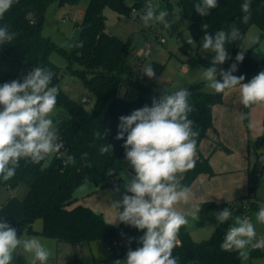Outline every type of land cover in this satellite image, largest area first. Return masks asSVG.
Wrapping results in <instances>:
<instances>
[{
	"label": "trees",
	"instance_id": "obj_1",
	"mask_svg": "<svg viewBox=\"0 0 264 264\" xmlns=\"http://www.w3.org/2000/svg\"><path fill=\"white\" fill-rule=\"evenodd\" d=\"M53 1L72 4L77 0H17L0 18V26L7 25L9 31L17 33L11 43L0 44V85L14 79L22 82L32 68L37 66L49 69L54 73L50 86H57L59 89L56 107L67 114V117L56 125L63 145L59 153L52 154L49 161L46 158L40 163L21 159L13 178L8 181L0 178V185L12 189L19 183L27 186L21 201L23 218L9 225L17 230V235L39 233L55 239L57 245L116 240L120 242V253L117 254L119 257L127 254L129 249L135 250L141 246L139 238L144 232L121 222L119 225H110L103 214L77 203L78 196L75 194L82 184H101L109 174L113 162L126 158L123 145L127 134L123 140L116 139L119 118L144 106L151 107L154 99L185 88L190 93L188 103L194 108V111L189 113V119L194 121V130L199 132L196 138V151H199L201 141L208 136V131L214 128L212 108L222 101L224 93L204 91L203 81L159 92L141 77L135 76L134 61L129 59L128 43L107 30L103 12L108 6L120 14L130 16L132 5L136 3L130 5L126 0H89L78 25V38L72 43L70 51L64 50L50 37L42 34L45 11ZM162 1L169 5V0ZM199 2L200 0H180L196 51L202 47L205 32L212 35L221 30L229 32L235 24L241 33L239 39L225 44L229 59L216 66L217 79L222 81L220 70L227 71L234 63L237 64V70L232 74L237 77L244 76V83L264 71V56L255 59L246 54L242 62L236 61L239 46L251 25H257L260 38L264 37V0H250L251 19L247 24L241 22L244 15L241 5L245 0H218V6L204 17L195 11L194 5ZM203 25H207V28L204 29ZM53 50L65 53L72 72H78L82 76L84 85L94 95L92 107H85L62 90L60 67L50 58ZM196 56L206 66H211V61L200 55ZM74 62H77L78 67H72ZM123 84L136 89L134 98L127 99L121 95ZM248 110L249 108L243 106V114L248 116ZM243 121L247 126L248 118ZM262 126L263 133L250 141L256 147L264 146V116ZM97 132L100 136L96 135ZM104 145H110L111 148L108 153L101 155L99 149ZM216 146L224 147L220 141ZM84 154L87 155L82 158ZM68 157H74L75 163L69 162ZM89 164L90 167L87 166ZM200 173L213 174L208 156L201 153L195 158V167L184 173L179 182L189 187ZM253 176L250 172L249 193L236 202L225 204V208H229L232 213L245 212V205L241 202L245 198L249 209L246 214L251 210L257 214L262 208L253 193ZM217 206L216 202L207 200L200 202L198 208L213 209ZM37 218L42 221L40 231H36L32 226ZM228 227L227 221L223 224L218 222L212 234L202 240L193 239L186 225L181 227L178 243L173 251V255L178 258V264H240L237 251H223L220 247ZM258 253H261L259 249L250 251V255ZM63 264H82V260L74 254Z\"/></svg>",
	"mask_w": 264,
	"mask_h": 264
},
{
	"label": "clouds",
	"instance_id": "obj_2",
	"mask_svg": "<svg viewBox=\"0 0 264 264\" xmlns=\"http://www.w3.org/2000/svg\"><path fill=\"white\" fill-rule=\"evenodd\" d=\"M17 0H0V18L10 10ZM218 6V0H200L194 5L201 17L210 14ZM159 4L148 0L141 16L143 24L169 22L167 10H159ZM244 13L241 22L247 24L251 19V3L245 0L241 5ZM206 29L207 25H203ZM17 33L9 31L7 25L0 26V44L11 43ZM241 36L239 28L233 24L229 32L218 31L215 35L205 32L202 50L214 53L211 66L204 68L201 79L216 94L240 87V102L244 108L264 103V71H260L249 82L244 76H235L237 64L229 70H220L222 81L217 79V65L229 59L225 44L236 41ZM190 45L195 42L189 37ZM244 54L236 56L242 62ZM148 78H154L151 65L142 71ZM54 73L46 68L34 67L23 81L12 80L0 85V178L8 181L14 177L21 159L40 163L52 154L59 153L63 147L58 129L53 123L52 114L57 104L59 89L50 86ZM190 93L181 88L172 94H164L154 99L152 106L134 110L130 115L121 116L116 139L126 140V160L134 170V176L126 179L122 199L112 202L118 209L115 220L144 232L135 250L129 249L126 259L116 260L114 264H178L173 251L178 243L181 227L188 224V217L199 218L200 208L179 212L175 205L189 204L195 198L193 190L182 185L178 173H186L195 167L196 138L194 121L189 113L194 108L188 103ZM241 114L240 119H247ZM249 128L253 127L250 121ZM100 136V133H96ZM110 145L101 146V155L109 152ZM87 154H84L86 157ZM75 163L74 157H68ZM87 166H91L90 164ZM220 224L232 221L220 247L223 251H237L242 260H247L250 251L264 249V238L256 239L254 224L240 216L233 218L229 208L216 214ZM256 221L264 224V208L256 214ZM22 248L24 253L33 256V264H47L50 251L35 236L18 238L17 230L7 222L0 221V264H12L14 253Z\"/></svg>",
	"mask_w": 264,
	"mask_h": 264
},
{
	"label": "rangeland",
	"instance_id": "obj_3",
	"mask_svg": "<svg viewBox=\"0 0 264 264\" xmlns=\"http://www.w3.org/2000/svg\"><path fill=\"white\" fill-rule=\"evenodd\" d=\"M89 0H77L72 4H59L53 1L49 4L45 11V17L42 25V34L48 36L58 46L64 50L70 51L72 43L78 38L79 30L78 25L82 21L83 12L86 9ZM132 5V13L130 16L120 14L111 7L104 8L105 22L107 30L128 43L129 59L133 60V68L135 76L141 77L142 80L151 86H160L169 89H176L186 84L197 83L203 81L201 79L204 68H207L204 63L199 60L200 55L202 58L212 61L214 53L205 52L202 47L197 49L196 45H190L186 41L191 37L194 41L190 31L187 29L188 21L183 15L180 0H169V5L162 0H153V3L159 4V10H167L169 16L166 20L169 25L161 23H150L148 26L143 24L141 16L145 12L148 0H126ZM170 25L175 29V33H171ZM164 38V42L158 41V36ZM147 41L152 43L149 56L139 55L141 49L145 47ZM239 53L244 55L249 54L255 59L264 56V37L260 38V29L257 25H251L239 46ZM50 58L60 67L61 88L73 100L82 103L85 107L90 108L94 104V95L84 85L82 76L78 72H72L69 67V58L65 53L58 50H53ZM146 65H151L155 72L154 78H148L142 71ZM72 67H78L77 62H74ZM218 77V74H217ZM202 89L206 92L212 91L206 86L203 81ZM120 93L127 99H132L136 96V89L133 86L123 84ZM88 99L87 102H82V98ZM248 110V133L250 139H255L257 135L263 133L262 121L259 114L249 115ZM67 117L65 111L59 107H55L52 114L53 123L56 126ZM253 123V127L249 128V122ZM252 139V140H254ZM249 159L250 170H253V182L255 184L253 193L258 200L259 205L264 208V146L256 147L253 142H249ZM52 156V155H51ZM51 156L47 157V161ZM112 169L115 174H108L103 182L99 185L94 183H85L79 186L75 194L79 197L88 191L96 189L95 192H89L87 202L81 203L82 205L93 206L94 211L103 214V216L112 223L118 213V209L112 207V202L122 199L125 193L126 179L134 176V170L130 166L126 158L117 159L113 162ZM260 174L256 176V174ZM116 178L118 184L113 185L112 179ZM16 192L20 193L23 197L27 191V186L24 183L17 185ZM244 203L245 212H234L233 218L240 216L242 219L246 216L254 224L256 230V239L264 238V224L256 221V212H246L249 210L246 205V198L241 200ZM89 207V206H88ZM225 209V208H224ZM219 209H203L199 211V218L192 216L188 217V224L186 225L190 234L195 240H202L208 238L216 225V214L221 212ZM117 221L113 225H119ZM230 226L232 221H227ZM35 224H42L40 218L33 221L32 226ZM106 242L103 240H95L91 242H81L79 244L59 243L56 250L55 240L50 239L48 250L50 256L47 261L53 264H62L76 254L81 260L82 264H114L116 260H125L126 254L117 257L120 253L119 246H114L113 249L107 248ZM261 253L250 255L247 260L240 258V264H264V249H259Z\"/></svg>",
	"mask_w": 264,
	"mask_h": 264
},
{
	"label": "crops",
	"instance_id": "obj_4",
	"mask_svg": "<svg viewBox=\"0 0 264 264\" xmlns=\"http://www.w3.org/2000/svg\"><path fill=\"white\" fill-rule=\"evenodd\" d=\"M254 113L259 114L262 121L264 103L253 105L250 108L249 115ZM241 114H243V105L240 102V87L236 86L226 90L222 96V101L213 106L212 122L214 128L208 131V136L201 141L199 151H196L195 158L200 153L208 156L213 174L200 173L196 176L189 186L195 193V198L187 205L182 202L176 204L174 207L177 211L186 212L189 209L198 208L200 202L207 200H212L218 204L217 207L213 208L214 210L220 208L223 211L227 202H236L249 193V142L254 139V136L250 139L248 128H246L244 121L240 119ZM218 141L224 147H217ZM183 174L178 173L177 179H181ZM93 191H96V189L88 191V193ZM88 193L81 194L80 197L76 194L78 196L77 203L87 202L89 200ZM23 197L16 192V188L12 189L0 185V221L14 224L23 218L21 204ZM86 204L93 208L90 203ZM217 223L218 220L216 219V225ZM33 228L40 231L42 224H35ZM17 236L18 238L35 236L41 240V243L47 249L50 245V239H52L39 233H22ZM57 247L56 243V250ZM12 264H33V256L24 253L23 249L19 248L17 253H14ZM36 264H39V262L37 261ZM48 264H53V262H48Z\"/></svg>",
	"mask_w": 264,
	"mask_h": 264
},
{
	"label": "built area",
	"instance_id": "obj_5",
	"mask_svg": "<svg viewBox=\"0 0 264 264\" xmlns=\"http://www.w3.org/2000/svg\"><path fill=\"white\" fill-rule=\"evenodd\" d=\"M158 41L160 42H164V38L162 36H158ZM152 47V43L150 41H147L146 44H145V47L143 49L140 50L139 52V55H142V56H149L150 54V48ZM88 99L83 97L82 98V102H87ZM109 174L110 175H114L115 174V171L114 169L110 168L109 169ZM260 174H256V176H259ZM262 178L264 179V175H262ZM112 183L114 186H116L118 184V180L116 178H113L112 179ZM249 219L248 216L245 215V217L243 219ZM120 244L119 241H116V240H113V241H109V242H106L105 245L107 248H110V249H113L114 246H118Z\"/></svg>",
	"mask_w": 264,
	"mask_h": 264
},
{
	"label": "water",
	"instance_id": "obj_6",
	"mask_svg": "<svg viewBox=\"0 0 264 264\" xmlns=\"http://www.w3.org/2000/svg\"><path fill=\"white\" fill-rule=\"evenodd\" d=\"M170 28H171V33H175L176 32V29L172 25H170ZM153 89L155 91H159V92H166L168 88L154 86Z\"/></svg>",
	"mask_w": 264,
	"mask_h": 264
}]
</instances>
